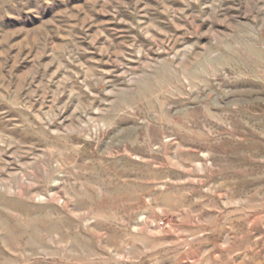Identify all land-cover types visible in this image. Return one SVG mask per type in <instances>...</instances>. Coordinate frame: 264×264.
Instances as JSON below:
<instances>
[{"label":"rangeland","instance_id":"obj_1","mask_svg":"<svg viewBox=\"0 0 264 264\" xmlns=\"http://www.w3.org/2000/svg\"><path fill=\"white\" fill-rule=\"evenodd\" d=\"M0 264H264V0H0Z\"/></svg>","mask_w":264,"mask_h":264}]
</instances>
